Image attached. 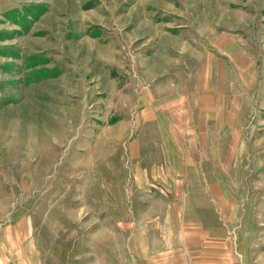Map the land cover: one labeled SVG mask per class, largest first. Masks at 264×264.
<instances>
[{"label": "rangeland", "instance_id": "1", "mask_svg": "<svg viewBox=\"0 0 264 264\" xmlns=\"http://www.w3.org/2000/svg\"><path fill=\"white\" fill-rule=\"evenodd\" d=\"M0 264H264V0H0Z\"/></svg>", "mask_w": 264, "mask_h": 264}, {"label": "crops", "instance_id": "2", "mask_svg": "<svg viewBox=\"0 0 264 264\" xmlns=\"http://www.w3.org/2000/svg\"><path fill=\"white\" fill-rule=\"evenodd\" d=\"M239 55L240 54L237 55V51H236V53L233 52L230 55V57L236 56L235 60L238 61L240 58ZM223 72H225L224 68H223ZM208 83H209V80H208ZM222 85H223V82H222ZM237 96L238 95L235 94V92L232 91L231 89L224 91L223 86L220 87V89L218 90L208 85L205 86L204 90L201 92L199 102H198V109H199L198 114L200 116L199 118L201 119L199 120L198 125L196 122V124L192 127L194 130H197L199 132V134H197V136L193 139L195 142L196 141H209L210 139L209 132L212 129H214L215 131V129L218 128V126L220 127L222 125L221 122H223V118L225 117L227 110L231 114L233 113L237 114L236 112L238 110V106H237L238 97ZM234 98H235V101H234ZM231 100L233 101V106H232V102H230ZM229 124L231 127L237 126V119L232 118ZM205 135L207 136V138H205Z\"/></svg>", "mask_w": 264, "mask_h": 264}]
</instances>
